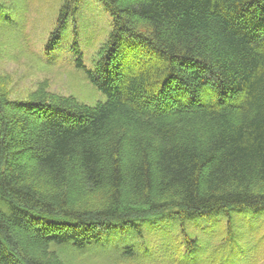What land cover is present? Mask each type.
Returning <instances> with one entry per match:
<instances>
[{
  "label": "trees",
  "instance_id": "obj_1",
  "mask_svg": "<svg viewBox=\"0 0 264 264\" xmlns=\"http://www.w3.org/2000/svg\"><path fill=\"white\" fill-rule=\"evenodd\" d=\"M100 1L113 26L94 67L74 52L105 100L46 85L13 99L0 81V264H64L52 246L213 214L224 246L203 258L182 233L180 264H232L216 257L228 245L233 264H256L260 243L234 231L254 230L236 215L264 213V0ZM81 2L62 5L48 51Z\"/></svg>",
  "mask_w": 264,
  "mask_h": 264
},
{
  "label": "rangeland",
  "instance_id": "obj_2",
  "mask_svg": "<svg viewBox=\"0 0 264 264\" xmlns=\"http://www.w3.org/2000/svg\"><path fill=\"white\" fill-rule=\"evenodd\" d=\"M66 1L0 0L5 10V20H0V81L6 84L11 98H27L38 86L46 85L50 91L75 96L91 105L106 99V95L90 82L85 71L77 67L74 45L79 44L85 63L93 68L100 48L112 30V16L100 0H82L76 15L68 20L62 42L55 50L48 51L46 47L50 34ZM218 217L215 214L197 217L185 227L191 240L197 239L205 248L202 250L203 258H210L215 249L225 242L228 219L225 218L226 226L223 224L219 228L218 222L214 221H218ZM235 221L254 228L253 232L243 237H239L237 229L234 237L248 243L251 238L257 239L260 243L257 252L260 254L256 255V264H264V213L255 215L249 211L245 221L238 215ZM185 232L178 220L157 215L143 224V236L127 230L123 235L118 233L111 240L105 238L101 245L83 250L72 244L55 245L52 249L64 264H180L183 250L186 251V239L182 234ZM133 245L137 247L134 250L136 254L124 252L123 246ZM200 246L192 245L195 248ZM241 256L239 249L230 245L226 246L223 254L216 255L219 261L225 259L232 264L238 262Z\"/></svg>",
  "mask_w": 264,
  "mask_h": 264
}]
</instances>
